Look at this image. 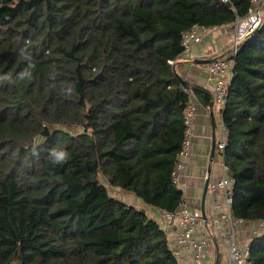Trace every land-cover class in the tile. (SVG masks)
Masks as SVG:
<instances>
[{"label": "trees", "instance_id": "trees-1", "mask_svg": "<svg viewBox=\"0 0 264 264\" xmlns=\"http://www.w3.org/2000/svg\"><path fill=\"white\" fill-rule=\"evenodd\" d=\"M250 3L0 0V74L25 67V45L36 65L32 81L0 85V264H179L158 221L108 187L179 210L183 107L213 96L184 90L170 61L184 32L233 23ZM222 122L233 213L264 221V26L234 56ZM53 147L70 159L53 165ZM249 259L264 264V233Z\"/></svg>", "mask_w": 264, "mask_h": 264}, {"label": "built area", "instance_id": "built-area-1", "mask_svg": "<svg viewBox=\"0 0 264 264\" xmlns=\"http://www.w3.org/2000/svg\"><path fill=\"white\" fill-rule=\"evenodd\" d=\"M228 3L229 0H222ZM259 22L260 26L254 31L253 26ZM264 26V0H251L248 13L245 17L237 16L233 23L223 26H200L196 25L187 30L182 35L183 53L178 60L170 61L176 67L180 59L189 60L191 49L194 45L201 44L204 39H215L219 35H227V54L216 59L209 65V71L213 79L212 111L221 114L227 102L229 87L234 77V56L242 44ZM240 32H248L247 39L236 44V36ZM196 106L189 102L183 107V120L185 125V138L180 152V158L174 171V179H178L185 168V160L188 158L195 136L194 118L196 116ZM227 141V130L223 124V138L216 146L217 151L224 160V151ZM209 191L215 193L221 191L224 194V206L221 203L215 204L216 213L207 215L203 218L201 210H193L186 202L181 204L176 212H163L162 217L157 220L160 228L168 237V247L171 253L179 260L190 258L193 264H205L208 259L209 251L214 247L217 237L227 246L229 264H250L249 245L241 246L237 237L238 224H246L241 218H236L232 209L231 192L233 180L228 176V169L223 164V176L217 182H209ZM259 224V231L264 227V221H256ZM219 228L222 229L219 233ZM263 233H258L257 236ZM214 264V260L210 262Z\"/></svg>", "mask_w": 264, "mask_h": 264}, {"label": "crops", "instance_id": "crops-1", "mask_svg": "<svg viewBox=\"0 0 264 264\" xmlns=\"http://www.w3.org/2000/svg\"><path fill=\"white\" fill-rule=\"evenodd\" d=\"M227 41V35H219L215 39L206 38L201 44L194 45L191 49L192 57L189 60L180 59L177 62V73L188 80L191 86H199L211 93L213 79L209 71L210 64H196L195 61L196 59L216 60L225 56L228 52L226 51ZM190 102L197 108L194 118L195 136L191 152L185 160V168L175 181L183 192L184 202L193 210H201L209 166H211V183L217 182L223 176L224 160L217 149L215 159L212 163L210 162L213 142L217 146L223 138V122L221 114L212 111V107L206 106L199 98L191 95ZM133 195H130L129 202L126 203L135 206L130 203ZM216 202L224 206V194L221 191L212 193L208 188L205 200V213L207 215L216 213ZM136 207L138 208V206ZM140 207L145 209L149 217L156 220H159L163 215V211L154 207L145 204ZM221 231L222 229L219 228V233ZM258 233H264V227L259 231V224L256 221L238 224L237 226V237L243 247L248 246ZM216 240L214 247L209 251L205 264H211L212 260H214V264H229L227 246L221 242L219 237ZM179 264H193V262L190 258H183L179 260Z\"/></svg>", "mask_w": 264, "mask_h": 264}, {"label": "clouds", "instance_id": "clouds-1", "mask_svg": "<svg viewBox=\"0 0 264 264\" xmlns=\"http://www.w3.org/2000/svg\"><path fill=\"white\" fill-rule=\"evenodd\" d=\"M260 26L259 22H257L254 26H253V31L258 28ZM248 35H250V33L248 32H240L237 36H236V44L239 45L240 43L244 42ZM18 55L21 56L23 58V61L25 63V67L23 69H21L20 71L16 72L15 74L11 73V72H5L0 74V85L3 84H15L17 82H23V81H32L34 78V74H33V69L35 68V61L34 58L29 50V48L27 47V45H25V47H22L19 49ZM49 78L52 80H55V73H49ZM61 91L66 94V95H71L74 92V86L72 87H62ZM40 150L39 147L34 145L31 148V155L34 157H39L40 156ZM47 154H48V159L49 161L53 164V165H61L64 162H66L68 159H70L69 153L67 150L62 149V148H51L47 150Z\"/></svg>", "mask_w": 264, "mask_h": 264}, {"label": "water", "instance_id": "water-1", "mask_svg": "<svg viewBox=\"0 0 264 264\" xmlns=\"http://www.w3.org/2000/svg\"><path fill=\"white\" fill-rule=\"evenodd\" d=\"M258 32H259V30L255 31L252 36H256L258 34ZM214 61L215 60L196 59L195 63L196 64H204V65H207V64H211ZM176 76L178 78V81H179L181 87L184 90H186V91L190 90V88H191L190 82L188 80L184 79L181 75H179V73H177V71H176ZM215 151H216V143L213 142L211 156H210V160H211L210 162L211 163L215 159ZM210 174H211V166H209V169H208V175H207V178H206V184H205L204 194H203V198H202V208H201V211H202V214H203V218H206V214H205V200H206L208 186H209V182H210ZM141 211L143 213H145V209H141Z\"/></svg>", "mask_w": 264, "mask_h": 264}, {"label": "rangeland", "instance_id": "rangeland-1", "mask_svg": "<svg viewBox=\"0 0 264 264\" xmlns=\"http://www.w3.org/2000/svg\"><path fill=\"white\" fill-rule=\"evenodd\" d=\"M108 189H109V191H110L112 196L120 199L121 201H123L125 203L129 202L128 198L130 197V195H132V194H130L128 192L123 191L120 188L108 187ZM130 203L134 204L135 206H138L139 209H142L140 206L144 205L143 201L141 199L137 198L134 195L131 197V202Z\"/></svg>", "mask_w": 264, "mask_h": 264}]
</instances>
